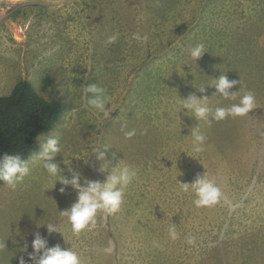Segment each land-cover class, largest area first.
I'll use <instances>...</instances> for the list:
<instances>
[{
  "label": "rangeland",
  "instance_id": "1",
  "mask_svg": "<svg viewBox=\"0 0 264 264\" xmlns=\"http://www.w3.org/2000/svg\"><path fill=\"white\" fill-rule=\"evenodd\" d=\"M196 45L205 51L198 61ZM221 75L239 81L234 99L216 92ZM21 79L60 100L63 113L34 140L24 181L0 185V264H31L36 232L82 264H264V0H0V96ZM93 83L106 90L109 117L87 104L83 86ZM249 91L255 107L244 116L202 121L181 110L190 94L214 110ZM197 127L207 137L200 153L190 135ZM50 136L68 179H105L97 148L137 170L120 210L98 213L79 236L60 215L76 191L38 158ZM204 173L222 195L197 207L181 183ZM47 224L60 233L49 235Z\"/></svg>",
  "mask_w": 264,
  "mask_h": 264
},
{
  "label": "clouds",
  "instance_id": "2",
  "mask_svg": "<svg viewBox=\"0 0 264 264\" xmlns=\"http://www.w3.org/2000/svg\"><path fill=\"white\" fill-rule=\"evenodd\" d=\"M116 36L109 38V42H114ZM203 45H196L190 48V56L198 61L204 55ZM239 83L237 80H229L226 75H221L215 80L214 87L216 92L226 100L234 99L235 92L229 90ZM85 92L88 94L87 104L93 108L97 113L104 117H109L111 111L109 110L108 95L103 87L96 83L83 86ZM200 93H205L206 88L202 85L199 87ZM181 110L186 109L187 115L191 113L196 120L208 121L211 116L212 119L220 121L229 116L237 117L244 116L250 113L255 107V96L252 92H246L239 103L232 104L230 107H216L214 110L208 105V97L196 94H190L187 98L182 99ZM135 135V130L125 132L127 138ZM192 136V150L200 153L204 150V144L207 137L200 129L193 128L191 130ZM44 150L38 155L42 162V167L49 176H60L58 181L66 186H71L76 191L77 197L75 202L66 210L60 211V215L67 217L73 236H79L80 233L96 224L98 213L112 215L118 212L121 208L124 199V190L137 176V170L130 165H121L120 161L112 164L107 158L108 148L103 151L97 148L93 151L96 153V158L103 161L97 169L100 173H107L103 181H93L84 179L81 182L80 173H73L71 179L66 178L61 174L60 165L56 162V157L61 149L58 146L57 139L51 136L47 138L43 145ZM112 158H116V154H112ZM85 163L88 160H84ZM71 171V169H69ZM30 167L28 162L19 155H11L5 153L0 156V181H3L8 187L15 190L18 184L22 183L30 174ZM184 191H188L189 187L195 193L196 199L194 204L197 207H209L218 203L222 193L220 188L216 185L214 180L208 179L205 175H197L195 180L191 183H181ZM65 187L60 191L63 193ZM49 235L52 233H60L57 227L53 224L46 225ZM169 236L175 240L177 232L175 226L169 228ZM34 238L31 242L33 251L28 253V261L31 264H82L79 253L72 250V248H62L60 244L49 246V240L46 236L39 232L33 234ZM189 244L195 243L194 237L188 238ZM5 245H0L4 247ZM28 245L25 244L26 251ZM19 264H28V262L21 257Z\"/></svg>",
  "mask_w": 264,
  "mask_h": 264
},
{
  "label": "trees",
  "instance_id": "3",
  "mask_svg": "<svg viewBox=\"0 0 264 264\" xmlns=\"http://www.w3.org/2000/svg\"><path fill=\"white\" fill-rule=\"evenodd\" d=\"M62 113L60 100L45 98L28 80H18L9 94L0 96V156L8 153L26 160L34 140L50 131Z\"/></svg>",
  "mask_w": 264,
  "mask_h": 264
},
{
  "label": "built area",
  "instance_id": "4",
  "mask_svg": "<svg viewBox=\"0 0 264 264\" xmlns=\"http://www.w3.org/2000/svg\"><path fill=\"white\" fill-rule=\"evenodd\" d=\"M20 32H21V29H20Z\"/></svg>",
  "mask_w": 264,
  "mask_h": 264
}]
</instances>
